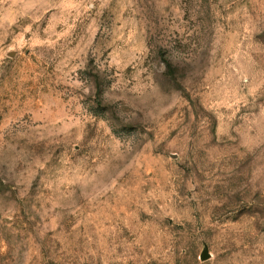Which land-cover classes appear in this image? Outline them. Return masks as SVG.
<instances>
[{
    "label": "rangeland",
    "instance_id": "rangeland-1",
    "mask_svg": "<svg viewBox=\"0 0 264 264\" xmlns=\"http://www.w3.org/2000/svg\"><path fill=\"white\" fill-rule=\"evenodd\" d=\"M0 264H264V0H0Z\"/></svg>",
    "mask_w": 264,
    "mask_h": 264
},
{
    "label": "water",
    "instance_id": "water-1",
    "mask_svg": "<svg viewBox=\"0 0 264 264\" xmlns=\"http://www.w3.org/2000/svg\"><path fill=\"white\" fill-rule=\"evenodd\" d=\"M211 257H212V255L209 252V248L206 246L200 255V259H201V261H207V260L211 259Z\"/></svg>",
    "mask_w": 264,
    "mask_h": 264
}]
</instances>
